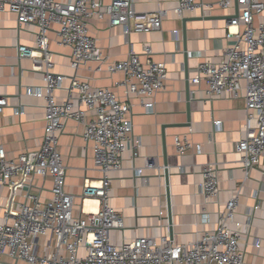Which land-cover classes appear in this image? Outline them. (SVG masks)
I'll return each mask as SVG.
<instances>
[{
    "label": "built area",
    "instance_id": "obj_1",
    "mask_svg": "<svg viewBox=\"0 0 264 264\" xmlns=\"http://www.w3.org/2000/svg\"><path fill=\"white\" fill-rule=\"evenodd\" d=\"M236 1L242 9L229 19L227 37L231 42L224 48L222 59H202L192 81L205 82L203 92L209 97L227 93L244 97L246 136L236 143V150L248 177L264 156V0ZM232 4L233 0L217 2L223 9ZM198 6V0H177L174 11L183 17L186 11L194 12ZM7 7L17 14L20 25L35 28L36 45H21L19 54L31 58L33 70L43 74V83L28 86L26 92L46 99V123L37 150L22 152L16 158L0 145V192L13 184L18 175H49L53 186L48 199L29 192L26 202L0 209V264H7L4 256L28 264H244L246 251L241 239L245 232L249 233L254 213L261 204L257 202L247 208L243 222L236 221L238 194L218 211L216 229L205 231L188 243H177L168 236H141L129 241L125 238L118 243L111 236L113 229L124 228L123 215L110 203L112 173L122 168L129 142L133 143L135 154L142 144L134 137L131 100L136 96L140 105L152 112L155 98L165 89L168 79L166 62L151 58L150 44L143 48L145 61L142 54L132 51L127 58L108 66L112 73H124V80L116 85L125 87L127 100H122L113 88L95 86L88 78L76 74L71 78L65 100L59 102L56 96L67 77L55 71L48 36L52 24H58L57 43L71 49V66L78 70L89 62L106 60L97 39L89 32L88 20L92 16L107 17L111 25L123 26L124 34L128 35L132 31L161 30L166 10L141 14L134 0H112L109 4L104 0H0V10ZM173 33L178 38L179 31ZM8 105V98L0 96V114ZM16 113L22 114L23 110L16 109ZM70 119L84 125V139L93 143L94 166L101 173V177L85 182L81 195L83 202L98 200L97 208L86 209L83 205L80 216L75 210V195L67 189V165L59 149V136ZM221 123L214 121L216 129ZM175 145L179 154L196 147L198 152L201 149L186 135L175 136ZM144 160L145 168L162 169L157 156H145ZM142 170L136 167L138 177L142 176ZM202 174L203 194L208 200L217 198L218 164H205ZM160 213L165 215L164 210ZM203 216L208 220L209 213ZM241 225L244 228L240 230ZM40 238L44 239L41 254ZM253 243L262 246L257 236Z\"/></svg>",
    "mask_w": 264,
    "mask_h": 264
},
{
    "label": "crops",
    "instance_id": "obj_2",
    "mask_svg": "<svg viewBox=\"0 0 264 264\" xmlns=\"http://www.w3.org/2000/svg\"><path fill=\"white\" fill-rule=\"evenodd\" d=\"M111 1L104 0L105 4ZM217 2L198 0L196 11H186L180 17L174 11L177 0H134L135 8L141 14L162 9L166 10V15L161 30L132 31L128 35L124 34L123 26H113L107 17L100 19L94 15L88 20L89 32L97 39L106 60L89 62L78 70L71 66V49L57 43L58 24H52L48 36L55 71L67 77L56 96L59 102L65 100L71 78L76 74L88 78L95 86L113 88L122 100H127L125 87L116 85L124 80V73H112L108 66L127 58L132 51L142 54L144 45L150 44L151 58L166 62L168 79L165 89L155 98L152 112H147L136 96L131 100L134 137L142 144L135 149V154L133 143L129 142L122 168L112 173L110 203L124 217V228L111 231L113 240L120 243L125 238L129 241L141 236H168L177 243L191 242L205 231L218 227V211L238 194L236 221L243 222L247 208L257 202L261 204L254 213L249 233L245 232L241 239L246 251L244 264H264V156L247 177L241 154L236 150V143L246 136L245 99L231 93L209 97L203 92L205 82L196 84L192 81L202 59H222L224 48L231 42L227 37L229 19L242 9L236 0L226 9L219 7ZM174 30L179 31L178 38ZM21 45H36L34 26L24 28L19 24L17 14L8 7L0 10V96H6L9 101L0 114V145L9 156L16 158L22 152L38 149L46 123V99L26 92L28 86L43 83V74L33 70L31 58L20 57ZM141 59L145 61L146 56L142 54ZM242 83L245 85L244 81ZM16 109L23 113L17 114ZM216 120L222 122L218 129L214 124ZM83 133L84 125L70 119L59 136V149L67 165V189L75 195L78 216L83 214V205L86 209L97 208L98 202H83L81 195L87 180L101 177L94 166L93 143L87 142ZM177 135L189 136L196 146H200V151L196 147L179 154L175 145ZM145 156H157L162 169L145 168ZM210 162L218 164L220 180L219 196L212 200H208L201 190L202 169ZM166 164L170 203L163 169ZM136 167L143 168L142 176L138 177ZM13 182L0 192L1 210L26 202L29 192L39 194L43 199L52 196L53 179L49 175H18ZM169 208L172 224L168 219ZM163 210L165 215L160 213ZM205 212L209 213L208 220L203 216ZM230 225L237 228L234 223ZM243 228L242 225L238 227ZM255 236L261 238L262 246L254 245ZM43 242L40 238V254L43 253ZM3 260L7 264H28L10 256H4Z\"/></svg>",
    "mask_w": 264,
    "mask_h": 264
},
{
    "label": "water",
    "instance_id": "obj_3",
    "mask_svg": "<svg viewBox=\"0 0 264 264\" xmlns=\"http://www.w3.org/2000/svg\"><path fill=\"white\" fill-rule=\"evenodd\" d=\"M186 20V19H185ZM185 20H184V22H185ZM166 168L164 169V177H165V184H166V192H167V197H168V200H169V203H170V179H169V170H168V168H167V164H166V166H165ZM168 219H169V222H170V224H172L173 223V219H172V213H171V210H170V208H169V211H168ZM170 229H171V238H172V232H173V228H172V226L170 227Z\"/></svg>",
    "mask_w": 264,
    "mask_h": 264
},
{
    "label": "bare ground",
    "instance_id": "obj_4",
    "mask_svg": "<svg viewBox=\"0 0 264 264\" xmlns=\"http://www.w3.org/2000/svg\"><path fill=\"white\" fill-rule=\"evenodd\" d=\"M88 201H90V200H88ZM91 201H96L97 202L98 200H91Z\"/></svg>",
    "mask_w": 264,
    "mask_h": 264
}]
</instances>
